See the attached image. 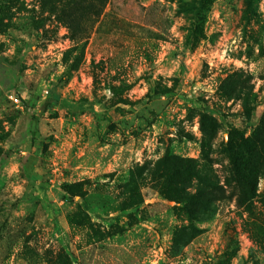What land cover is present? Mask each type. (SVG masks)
I'll return each instance as SVG.
<instances>
[{
	"label": "rangeland",
	"instance_id": "374dc122",
	"mask_svg": "<svg viewBox=\"0 0 264 264\" xmlns=\"http://www.w3.org/2000/svg\"><path fill=\"white\" fill-rule=\"evenodd\" d=\"M242 137L264 149V0H0V264H264ZM173 156L226 188L209 219L163 194Z\"/></svg>",
	"mask_w": 264,
	"mask_h": 264
},
{
	"label": "trees",
	"instance_id": "16d2710c",
	"mask_svg": "<svg viewBox=\"0 0 264 264\" xmlns=\"http://www.w3.org/2000/svg\"><path fill=\"white\" fill-rule=\"evenodd\" d=\"M202 127L204 130L206 129L204 119ZM228 151L234 167V181L238 188L239 202L245 204L258 194L257 182L264 149L249 137H242L236 141H229ZM174 159L175 161H173ZM190 163H193L191 158L175 156L157 161L166 175L163 194L169 199L182 203L181 210L189 222L203 221L209 219L215 212L216 202L224 197L226 188L220 184L213 168L202 170L191 166ZM186 174L193 175L197 179V185L195 192L184 202H181L171 190L184 181ZM188 226L195 229L191 224Z\"/></svg>",
	"mask_w": 264,
	"mask_h": 264
}]
</instances>
